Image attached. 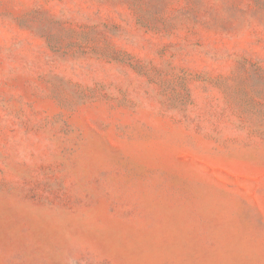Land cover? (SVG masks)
<instances>
[{
    "label": "rangeland",
    "instance_id": "1",
    "mask_svg": "<svg viewBox=\"0 0 264 264\" xmlns=\"http://www.w3.org/2000/svg\"><path fill=\"white\" fill-rule=\"evenodd\" d=\"M0 264H264V0H0Z\"/></svg>",
    "mask_w": 264,
    "mask_h": 264
}]
</instances>
